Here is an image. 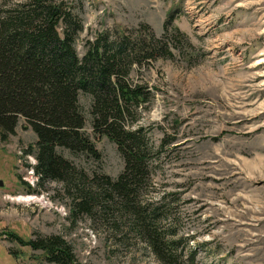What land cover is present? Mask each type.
Listing matches in <instances>:
<instances>
[{
    "label": "rangeland",
    "instance_id": "obj_1",
    "mask_svg": "<svg viewBox=\"0 0 264 264\" xmlns=\"http://www.w3.org/2000/svg\"><path fill=\"white\" fill-rule=\"evenodd\" d=\"M68 1L83 5L79 54L96 32L118 27L158 38L174 19L182 47L132 74L153 91L133 126L146 127L156 145L165 135L176 138L155 162L144 199L174 207L162 226L180 228L171 239L183 237L181 251L193 256L186 264H264V0ZM82 105L101 159L64 155L90 180L117 178L124 170L117 144L94 136L89 99ZM37 140L23 118L8 141L0 138V264H40L44 255L9 240L7 231L24 239L61 234L85 264H164L125 226L73 213L65 183L39 184L36 156L26 153Z\"/></svg>",
    "mask_w": 264,
    "mask_h": 264
},
{
    "label": "trees",
    "instance_id": "obj_2",
    "mask_svg": "<svg viewBox=\"0 0 264 264\" xmlns=\"http://www.w3.org/2000/svg\"><path fill=\"white\" fill-rule=\"evenodd\" d=\"M83 13L78 1H2L0 138L8 141L23 118L26 128H32L38 137L26 153L36 156L39 184L65 183L74 198L73 213L100 215L112 227L125 226L122 232L148 243L164 264H186L193 258L192 253L185 257L181 251L186 242L183 237L171 239L180 234V228L162 226L174 207L144 199L149 182L152 186L155 162L165 148L171 149L176 138L165 135L156 145L146 127L133 126L139 108L152 100L153 91L145 83L132 81L137 67L160 57L173 58V48L182 47L185 35L174 19L166 23L164 35L158 38L151 31L146 36L117 27L86 38L84 53L79 54L77 43L87 29ZM83 97L89 99L94 136L115 142L124 160V170L117 178L100 173L90 180L64 155L67 150L76 157L101 159L96 142L85 130ZM167 196L173 202L174 194ZM36 234L24 239L7 231L5 236L42 250L40 264H85L63 235ZM19 252L10 249L15 258L20 257Z\"/></svg>",
    "mask_w": 264,
    "mask_h": 264
},
{
    "label": "built area",
    "instance_id": "obj_3",
    "mask_svg": "<svg viewBox=\"0 0 264 264\" xmlns=\"http://www.w3.org/2000/svg\"><path fill=\"white\" fill-rule=\"evenodd\" d=\"M32 174H34V173H32ZM35 183H36V179L34 180V182L31 185H35Z\"/></svg>",
    "mask_w": 264,
    "mask_h": 264
},
{
    "label": "bare ground",
    "instance_id": "obj_4",
    "mask_svg": "<svg viewBox=\"0 0 264 264\" xmlns=\"http://www.w3.org/2000/svg\"><path fill=\"white\" fill-rule=\"evenodd\" d=\"M29 176V175H28ZM21 198V197H20ZM18 199V198H17Z\"/></svg>",
    "mask_w": 264,
    "mask_h": 264
}]
</instances>
